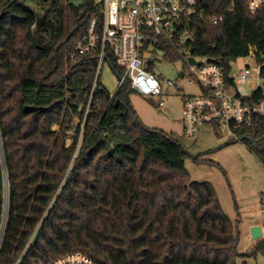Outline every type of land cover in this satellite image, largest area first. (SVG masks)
I'll list each match as a JSON object with an SVG mask.
<instances>
[{
  "label": "trees",
  "instance_id": "trees-1",
  "mask_svg": "<svg viewBox=\"0 0 264 264\" xmlns=\"http://www.w3.org/2000/svg\"><path fill=\"white\" fill-rule=\"evenodd\" d=\"M247 2L200 0L204 16L194 19L187 49L226 73L253 50L263 78L252 93L258 101L264 7L251 13ZM91 13L89 0H0V264H43L72 252L98 264H247L214 186L190 178L187 152L172 134L139 119L128 82L111 94L99 79L83 131L68 145L96 77L95 56L70 57ZM163 47L165 61L180 59ZM241 133L264 166L263 121ZM255 250L264 253V238Z\"/></svg>",
  "mask_w": 264,
  "mask_h": 264
},
{
  "label": "built area",
  "instance_id": "built-area-1",
  "mask_svg": "<svg viewBox=\"0 0 264 264\" xmlns=\"http://www.w3.org/2000/svg\"><path fill=\"white\" fill-rule=\"evenodd\" d=\"M92 13L87 33L76 43L70 57L95 56L96 77L89 94V102L79 127L83 131L93 94L102 89L99 84L102 70L113 57L125 68L119 77V87L129 83L137 93L158 98V107L166 105L164 85L155 74V54L166 51L169 45L184 62L179 78L167 80V86L181 90L195 85L199 94L182 96V121L188 137L201 128L211 129L220 139L244 142L241 133L253 125L255 118L264 123V98L253 101L252 93L263 84L261 65L254 51L245 57L244 67L226 73L223 67L207 56H195L187 49L194 40L193 22L204 13L198 10L200 0H89ZM264 7V0H248L247 9L256 13ZM222 18H215L214 23ZM194 58V63L190 61ZM253 61H252V60ZM261 81V84L258 85ZM249 86L252 90H249ZM78 156L77 152L74 158ZM43 264H98L81 252H72Z\"/></svg>",
  "mask_w": 264,
  "mask_h": 264
},
{
  "label": "rangeland",
  "instance_id": "rangeland-1",
  "mask_svg": "<svg viewBox=\"0 0 264 264\" xmlns=\"http://www.w3.org/2000/svg\"><path fill=\"white\" fill-rule=\"evenodd\" d=\"M81 5L84 0H69ZM153 70L164 85L163 98L166 105L158 107V98L148 97L132 91L129 101L133 110L142 122L150 127L172 134L187 152L185 168L190 178L197 182H209L216 191L222 210L230 218L239 232L238 250L248 254L247 264H264V253L256 251L257 242L264 238L253 239L251 229L254 225L264 227V166L244 142H228L220 139L211 129L201 128L199 132L188 137L184 132L182 121V96L199 94L197 86L185 85L181 90L167 86V80L178 79L184 69L181 59L165 61L162 51L155 54ZM252 60V59H251ZM253 61V60H252ZM244 58L232 63L233 71L244 67ZM101 82L114 94L119 87V76L110 65L105 64L101 74ZM261 84V81L258 85ZM264 88V85H263ZM249 90L252 88L249 86ZM80 120H74V129L69 131L68 145L77 136ZM58 128V126H55ZM199 157L205 161L196 162ZM214 157L217 159L215 160ZM243 259H239L241 263Z\"/></svg>",
  "mask_w": 264,
  "mask_h": 264
},
{
  "label": "water",
  "instance_id": "water-1",
  "mask_svg": "<svg viewBox=\"0 0 264 264\" xmlns=\"http://www.w3.org/2000/svg\"><path fill=\"white\" fill-rule=\"evenodd\" d=\"M190 61L194 63V58L190 57ZM120 101H117V104H119ZM251 235L253 239H258L264 236L263 230H262V226L261 225H254L252 226L251 229Z\"/></svg>",
  "mask_w": 264,
  "mask_h": 264
},
{
  "label": "crops",
  "instance_id": "crops-1",
  "mask_svg": "<svg viewBox=\"0 0 264 264\" xmlns=\"http://www.w3.org/2000/svg\"><path fill=\"white\" fill-rule=\"evenodd\" d=\"M214 159L216 160L217 158L216 157H214ZM262 230H263V233H264V227L262 226ZM252 237V236H251Z\"/></svg>",
  "mask_w": 264,
  "mask_h": 264
}]
</instances>
